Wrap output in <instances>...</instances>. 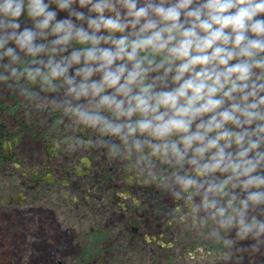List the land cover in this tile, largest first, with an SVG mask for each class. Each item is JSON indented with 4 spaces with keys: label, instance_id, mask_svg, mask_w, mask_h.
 Here are the masks:
<instances>
[{
    "label": "clouds",
    "instance_id": "clouds-1",
    "mask_svg": "<svg viewBox=\"0 0 264 264\" xmlns=\"http://www.w3.org/2000/svg\"><path fill=\"white\" fill-rule=\"evenodd\" d=\"M12 81L63 90L66 112L119 141L114 156L170 165L165 188L193 215L264 233L246 222L264 205V0H0Z\"/></svg>",
    "mask_w": 264,
    "mask_h": 264
},
{
    "label": "rangeland",
    "instance_id": "rangeland-1",
    "mask_svg": "<svg viewBox=\"0 0 264 264\" xmlns=\"http://www.w3.org/2000/svg\"><path fill=\"white\" fill-rule=\"evenodd\" d=\"M25 22L26 18L22 26ZM10 83H0V120H9L11 126L18 120L27 126L39 123L45 131L62 127L72 131L81 122L64 110L63 90L46 92L39 84ZM88 129L95 160L87 178L62 173L54 176L56 182L43 185L26 180L12 166L0 171V264H264V233L258 228L241 236L237 227L221 228L203 211L193 215L194 206L177 200L165 184L160 200L132 185L131 199L122 202L117 193L124 181L118 176L125 155L122 148L119 155L112 152V144L119 141ZM35 135L29 131L21 136L28 168L36 161ZM101 135L106 141L99 139ZM71 181L77 189L71 188ZM233 191L241 193L239 188ZM199 201L197 196L195 203ZM121 203L128 208L122 210ZM253 217L264 222V205H250L246 222ZM131 224L140 236L132 234ZM215 236L216 250L211 248Z\"/></svg>",
    "mask_w": 264,
    "mask_h": 264
},
{
    "label": "flooded vegetation",
    "instance_id": "flooded-vegetation-1",
    "mask_svg": "<svg viewBox=\"0 0 264 264\" xmlns=\"http://www.w3.org/2000/svg\"><path fill=\"white\" fill-rule=\"evenodd\" d=\"M29 131L36 132L32 141L36 145L37 154L35 155L36 161H34V164L31 162V168H28L23 161L26 151L22 147L21 138L24 132ZM99 137L101 141H106V138L102 137V135ZM93 140V135L88 129V125L83 122L77 123L76 129L72 131L63 127L45 131L39 123H32V125L27 126L24 120H18L14 126H11L9 120H0V171L12 166L26 180L43 185L56 182L57 180H54V176L57 177V175L62 173L66 177L72 175L87 178L92 172L95 160V156L92 154L94 150ZM80 148L84 153L83 155L80 153L81 151L79 152ZM30 155V159H34L33 154ZM121 158L120 162L124 160L125 162L119 169L121 174L118 179L124 182L122 187L119 188L120 191L117 196L122 199V202L131 199L129 190H131L132 185L138 186L139 191L143 195L150 193L154 201L160 200L163 184L167 182L161 178V173H171L172 167L168 164H161L159 160H156L155 168L148 169L145 164L142 163V166L137 162L135 154ZM149 159L151 160L152 158L150 157ZM108 170L110 171L111 168H108ZM150 172L156 175L157 178L155 180L151 179ZM69 185L72 189L78 188L75 182L71 181ZM11 200L9 196L8 204ZM133 200L135 201V199ZM137 204H140V202ZM223 204L227 205V200H224ZM125 206L124 203L119 204L122 210L128 208ZM157 225L155 226L157 227ZM129 227L134 236L141 235L137 226L131 224ZM218 241L219 237L215 236L211 243L213 244L211 248L215 249L214 244ZM203 247L205 248L204 245ZM211 248L205 249L210 252Z\"/></svg>",
    "mask_w": 264,
    "mask_h": 264
},
{
    "label": "trees",
    "instance_id": "trees-1",
    "mask_svg": "<svg viewBox=\"0 0 264 264\" xmlns=\"http://www.w3.org/2000/svg\"><path fill=\"white\" fill-rule=\"evenodd\" d=\"M93 234V233H92Z\"/></svg>",
    "mask_w": 264,
    "mask_h": 264
}]
</instances>
